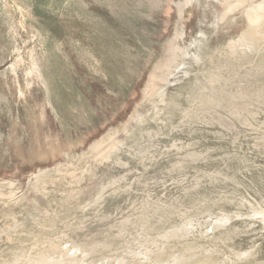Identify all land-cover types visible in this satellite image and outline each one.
<instances>
[{"label": "rangeland", "instance_id": "rangeland-1", "mask_svg": "<svg viewBox=\"0 0 264 264\" xmlns=\"http://www.w3.org/2000/svg\"><path fill=\"white\" fill-rule=\"evenodd\" d=\"M255 13L0 0V264H264Z\"/></svg>", "mask_w": 264, "mask_h": 264}, {"label": "bare ground", "instance_id": "bare-ground-1", "mask_svg": "<svg viewBox=\"0 0 264 264\" xmlns=\"http://www.w3.org/2000/svg\"><path fill=\"white\" fill-rule=\"evenodd\" d=\"M236 4V3H235ZM234 5V4H233ZM254 7V6H253ZM258 6H256V8H257ZM261 7H262V5H261ZM232 8V7H231ZM249 8V7H248ZM237 9H239V8H237ZM250 9H251V7H250ZM259 8H257V10H258ZM263 8H261V10H262ZM230 10V9H229ZM234 10V9H233ZM245 10V9H244ZM251 11V10H250ZM263 11V10H262ZM261 11H259V13H260ZM262 15L263 14H258V16H257V13H255L254 15H251V18L253 19V21H255L256 23V25H257V23H259L260 22V18H262ZM222 16V15H221ZM264 16V15H263ZM225 17V16H224ZM249 17V16H248ZM260 17V18H259ZM250 19V18H249ZM252 21V22H253ZM220 24V23H219ZM225 24V23H224ZM252 24V23H251ZM231 25V24H230ZM246 26V25H245ZM224 27H226V26H224ZM229 27V26H228ZM233 27V26H232Z\"/></svg>", "mask_w": 264, "mask_h": 264}]
</instances>
